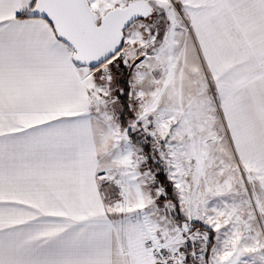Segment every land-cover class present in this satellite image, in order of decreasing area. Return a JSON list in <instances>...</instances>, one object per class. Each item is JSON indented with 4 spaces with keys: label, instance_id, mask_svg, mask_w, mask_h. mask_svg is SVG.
Instances as JSON below:
<instances>
[{
    "label": "snow or ice",
    "instance_id": "1",
    "mask_svg": "<svg viewBox=\"0 0 264 264\" xmlns=\"http://www.w3.org/2000/svg\"><path fill=\"white\" fill-rule=\"evenodd\" d=\"M0 264H264V0H0Z\"/></svg>",
    "mask_w": 264,
    "mask_h": 264
}]
</instances>
